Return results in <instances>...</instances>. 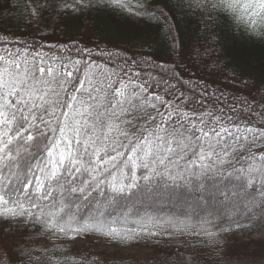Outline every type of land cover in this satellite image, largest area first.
Listing matches in <instances>:
<instances>
[{"label":"snow or ice","instance_id":"snow-or-ice-1","mask_svg":"<svg viewBox=\"0 0 264 264\" xmlns=\"http://www.w3.org/2000/svg\"><path fill=\"white\" fill-rule=\"evenodd\" d=\"M229 34L264 43V0H0V264H264V64Z\"/></svg>","mask_w":264,"mask_h":264},{"label":"trees","instance_id":"trees-1","mask_svg":"<svg viewBox=\"0 0 264 264\" xmlns=\"http://www.w3.org/2000/svg\"><path fill=\"white\" fill-rule=\"evenodd\" d=\"M102 27L106 31H111L115 26L111 21L104 19L102 22ZM194 24H189L186 19L182 20V29L184 32V40L187 43L189 38L194 35ZM51 31V29H49ZM79 33V29L76 27L69 26L67 31H62L58 34V37H51L54 41L59 39L60 41H68L70 38L74 39ZM18 35V34H17ZM150 37L155 41L156 44H160V39L157 36V30L153 27L149 30ZM11 39V36L8 37ZM25 39H30L28 31H25ZM131 39V37H130ZM226 47L228 49L227 58L231 60L234 65H247L246 73L254 75L259 66L264 64V43L249 41L242 38L233 39L231 34L226 37ZM160 57H166L168 55L167 51L161 47L158 53ZM184 63H190V59L185 52ZM87 238L99 239L111 244V246H122V247H141L146 248L150 251L146 258H138L136 256L125 254L124 252L115 251V250H105L100 251L93 244L88 243L87 245L80 246L76 243V246L73 248V253L75 254L77 248H82L86 252H94L99 254L100 259L104 261V264H163V255L161 254L162 250L154 248L151 244H134L132 246L119 245L107 238L99 236H89ZM16 243H22V241H16ZM166 250V249H164ZM213 254L210 252L209 256ZM210 264H219L218 261H211Z\"/></svg>","mask_w":264,"mask_h":264},{"label":"rangeland","instance_id":"rangeland-1","mask_svg":"<svg viewBox=\"0 0 264 264\" xmlns=\"http://www.w3.org/2000/svg\"><path fill=\"white\" fill-rule=\"evenodd\" d=\"M88 243L95 245L97 249L100 251L115 250V251L124 252L125 254L136 256L138 258H146L147 255L150 253V251L146 248L111 246V244H108L103 240L94 239V238H82L77 242V244L80 246L87 245Z\"/></svg>","mask_w":264,"mask_h":264}]
</instances>
